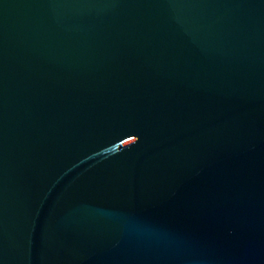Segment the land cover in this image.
I'll use <instances>...</instances> for the list:
<instances>
[{
  "label": "water",
  "instance_id": "water-1",
  "mask_svg": "<svg viewBox=\"0 0 264 264\" xmlns=\"http://www.w3.org/2000/svg\"><path fill=\"white\" fill-rule=\"evenodd\" d=\"M0 264H264V0H0Z\"/></svg>",
  "mask_w": 264,
  "mask_h": 264
}]
</instances>
